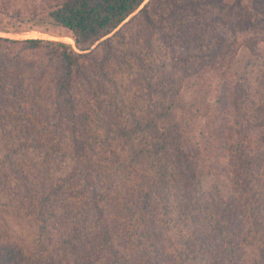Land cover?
<instances>
[{"label": "trees", "instance_id": "obj_1", "mask_svg": "<svg viewBox=\"0 0 264 264\" xmlns=\"http://www.w3.org/2000/svg\"><path fill=\"white\" fill-rule=\"evenodd\" d=\"M166 1L177 9L162 15L173 23L163 32V41H181L179 59L184 62L185 76L188 70L196 72L195 58L206 56L211 60H204L207 65L202 64L200 70H221L218 95L210 103L217 115L213 119L211 114L200 131L191 122L194 102L175 127L159 128L160 118L172 104L165 105L173 97V75L179 64L168 68L155 56L154 38L165 23L158 22L153 10L162 0H38L33 7L27 4L12 15L6 13L15 21H4L0 15V31L20 33L50 20L69 30L75 41L74 46L62 40L0 35V119L30 131V142L50 145L40 161L17 148L5 151L0 160V213L13 216L18 223L12 228L6 218L0 223V264H195L194 260L198 264H264V182L250 191L264 170V125L257 127L258 121L264 122V105L248 106L242 101L254 88L250 83H237L232 93L229 69L238 49L229 39L213 40L221 17L209 14L199 21L201 14H193V23L186 27L178 21L177 10L186 6L192 12L195 0ZM208 2L224 7L222 0ZM257 2L264 10V0ZM228 12L233 14L232 9ZM232 17L221 21L230 31L236 26ZM245 18L244 23L250 20ZM134 21L138 25L133 43H143L146 50L145 57L136 52L142 70L130 82L135 85L144 80L143 87L152 95L145 99L140 116L125 111V86L109 71L112 62H127L117 46L129 44L126 27ZM249 25L264 32V16ZM90 61L98 73L86 64ZM154 67L159 68L157 77ZM259 73L258 84L264 88L262 67ZM155 78L158 81L150 86ZM114 92L121 93L120 102ZM23 102L29 105L24 107ZM94 107L103 114L108 136L114 131L130 137L136 129L145 130L143 159H134L141 151L136 149L127 158L109 161L106 155L107 163L102 161L93 135L88 134ZM29 108L48 128L30 122ZM129 115L134 122L130 128L126 124ZM230 117L242 136L235 144L227 133L234 131ZM44 133L48 134L36 136ZM204 134L220 142L215 150L220 153L210 152L213 142L205 143ZM247 138L257 147H249L248 154L235 151L236 144L244 146ZM22 146H29V141ZM61 151L72 169L55 177L52 165L63 161L56 155ZM27 158L31 165L26 168ZM135 163L141 165L139 172L134 170ZM214 172L225 174L232 188L236 186L229 195L216 183L212 188L203 186L204 175ZM4 195L9 201H3ZM172 221L180 227L175 226L176 241L170 233ZM23 222L30 227L27 235L22 229L19 232Z\"/></svg>", "mask_w": 264, "mask_h": 264}, {"label": "rangeland", "instance_id": "obj_2", "mask_svg": "<svg viewBox=\"0 0 264 264\" xmlns=\"http://www.w3.org/2000/svg\"><path fill=\"white\" fill-rule=\"evenodd\" d=\"M149 0H146V2ZM182 1V0H181ZM191 0H187V2H190ZM38 0H0V15L3 17L4 21H15V19H11L10 16H8L6 13H9L10 15L13 14V12H16V9H25L27 4H30L31 7H33L34 4H36ZM145 2V3H146ZM180 2V1H179ZM183 4L186 5V3ZM196 5L194 6L192 12L185 6L184 9L181 11V8H179L178 11V21L183 22L186 27H189L191 23H193V19L195 16L193 14H201L199 17V21L203 18L204 15L208 16L209 14L213 15L212 17H221L219 18L221 21L226 20V16L229 18L230 15H233L234 22L236 23L235 28H232L231 31L227 30L223 23L220 21L218 22V30L217 35L213 38V40H219L221 42L225 41V39H229L230 42H234L232 47L237 46V53L236 56L230 66L229 72L232 74L231 80L233 85V91L234 92V86L237 83H250L251 85H254V88L250 91V93L246 94L248 97H243L244 103L246 105H250L254 103L255 105H264V88L261 87L258 84L257 77L260 76L259 68L262 67L264 69V32H261L258 28H253V26L249 24H256L259 22L262 16H264V10H262L261 4L257 2V0H222L221 3H223L224 7L221 8V5L219 3H210L208 0H195ZM227 5V6H225ZM176 10L175 6H173L171 3H168L166 0H162V3L160 6L158 5L154 10L155 17L157 18L158 22L160 21L161 24L163 22L165 23L164 28H160L158 31L157 36L154 38V51H156L155 56L160 58L163 63H167V66L173 64L174 62H178L177 67H175L174 70V79L176 80V83L174 84V94L172 98H169L171 100H167L165 105L169 106L170 102L172 104L170 105V109L168 113L164 116H162L159 120V128L161 130H166L169 127L173 128L175 125H177L178 121L180 120V116L182 113L188 109L190 104L192 102L195 103V108L193 109V118L191 119V122H195L196 125V131H200V129H203L204 123L208 119V117L212 114L213 119L216 117V113L214 111V108L210 109V103L214 104L216 97L218 95L216 83L220 77V71L219 69H207L204 68L201 70L199 69L202 64L207 65V61L211 60V56H206L203 60L199 58H195L193 60L194 67L196 72H193L192 70H188V76H185L186 71L183 69V60L181 61L179 59V56H181V52L179 50V44L181 43L180 40L175 39L176 41L167 40L166 42L163 41V32L168 30V26L172 25L173 23L171 20L167 21L162 18L163 14H170L174 9ZM232 9L233 14L229 13L228 10ZM138 11L134 12L125 22L127 23L130 18H132L134 15H136ZM3 13V14H2ZM24 15V14H23ZM22 17L26 19L25 16ZM181 15H188L185 19L181 18ZM247 16V19L250 18L249 21H246L245 23L242 22L245 17ZM14 17V16H13ZM27 21V20H26ZM49 22L43 23L40 26H36L35 28L24 31L20 33H13V32H4L0 31V35L3 36H9V37H41V38H48V39H55V40H62L67 43H71L75 46V41L72 38L71 32L61 26H57L52 24L50 20ZM3 22V21H2ZM0 20V24H2ZM29 22V21H27ZM124 22V24H126ZM123 24V25H124ZM129 24V23H128ZM141 22L138 27L141 28ZM136 25H138L137 22L134 21V23H130L126 28L127 36H128V42L129 44L127 46H122L120 44L117 46L119 48V53L121 56L124 55V57L127 59L128 64L124 63L122 65L115 64L112 62L109 66V71L111 77L115 79L119 84L122 86H125L122 94L124 96L125 102H126V108L125 111L127 113H135L138 116L143 114V107L145 106V99L148 101L151 99L152 95L149 94V89H145L143 87L145 85V81L141 80L139 84H131L130 80H133L138 77V72L142 68L139 66L140 60L138 58L139 56L145 57V46L143 43L138 42L137 45H134L133 43V34L136 29ZM196 24L193 25L195 27ZM125 28V27H124ZM126 29V30H127ZM144 31V32H143ZM143 34H145V27L142 30ZM162 33V36H161ZM185 33V32H183ZM260 33V35L258 34ZM210 36H207L206 39L208 40ZM117 39H119L117 37ZM212 40V41H213ZM131 42L133 43L131 45ZM177 43V44H176ZM136 52H139L136 53ZM127 54V56L125 55ZM130 53V54H128ZM138 54V55H137ZM133 55V56H132ZM134 55H137L134 57ZM203 58V57H201ZM205 60V62H204ZM160 62V61H159ZM86 64H90V66L93 68L95 72H99V68L96 67L93 61L86 62ZM132 65V66H131ZM89 66V67H90ZM177 68V69H176ZM154 77L158 76L159 68L154 67ZM211 71V73H210ZM190 73V74H189ZM157 78L151 82L150 86H153L154 82H157ZM249 85V84H248ZM106 87L108 89L113 90V86H111L110 83L106 82ZM123 90V89H122ZM118 95L119 102L121 101L120 94L116 93ZM142 94V95H141ZM139 95V98H138ZM146 95V97H145ZM141 96V97H140ZM233 100H236L237 95L232 94ZM238 103V102H237ZM29 103L23 102V106H28ZM251 106V105H250ZM91 103L88 105V108L91 110ZM97 107L93 108V111L91 112V119H90V130L89 135H93V140L95 141L96 145L98 146V150L102 153V161L104 163H107L105 161V156L107 155L109 158V161L114 160V158H120L124 159L132 155V150L141 149V151H137V154L134 155V159H143L140 156L145 157V130H134L130 137L127 135H124V133H111L112 135L108 136L107 132V126L105 124V121L101 118L103 114L101 112L99 113ZM28 116L31 118L32 123H35V125H38V127L48 128L47 125L42 124L37 121L36 119V113L31 110L30 108L27 110ZM234 110L231 111V113ZM25 115V114H24ZM233 115V114H232ZM129 119L126 121L127 126L130 128L132 125H134L133 117L129 115ZM234 117L229 118V123L231 127L234 130L233 132H227L228 135H232V143L235 144V141L240 139L242 136L239 135V128L237 127L236 122H234ZM45 121V120H44ZM257 127L263 126L264 122H257ZM18 124V123H17ZM254 126V125H252ZM10 130V135H9ZM24 131V132H23ZM23 132V135H20ZM203 132V131H201ZM7 133V136L4 135ZM49 133V132H48ZM48 133L44 134H36V136H46ZM234 133V135H233ZM253 131L249 134L251 137L254 135ZM35 136V135H34ZM264 136L261 134V137ZM146 138L148 139L147 133ZM205 143H211L213 142V148L214 151H210L211 153H216L220 151H215L217 149V145H220V142L214 141L215 138L204 134L203 135ZM33 139V136L30 135V131L21 129V125L18 124V126L14 125V122H11L8 119H0V160L5 155V151H15L14 149L17 148L19 151H26L30 158L34 157L37 161H40L43 156L44 152L48 150L49 143L47 141H43L41 145H37V143L30 140ZM46 139V138H45ZM254 140L256 142V138L254 136ZM29 146L23 147L22 144L28 143ZM92 141V136H91ZM97 141L100 143H97ZM177 141V140H176ZM242 141V140H241ZM242 143V142H241ZM244 146L236 144L235 151L248 154L247 151L250 149L249 147H254V149L257 147L256 144L250 141V138L244 139L243 142ZM41 146V147H37ZM212 147V146H211ZM42 151V152H41ZM62 152H57V156L62 157ZM242 155L244 157L245 155ZM27 167L31 165V161L29 158H27ZM69 163L68 157L63 158L62 162L55 163L53 166V169L51 171V174L55 177L67 175L71 169H69ZM141 165L135 163L134 164V170L139 172ZM215 171V170H214ZM14 178V176H12ZM257 179V180H256ZM260 181V182H259ZM264 182V170L263 172L257 174L255 177V181L252 184L253 187L250 189L251 193L254 189H258L261 185V183ZM214 183H216L222 193L224 195H229L233 188L236 187L235 185L231 186L228 177L224 175H218L215 174V172L212 174L206 173L203 177V186L206 188H212ZM249 191V192H250ZM0 194H3V192H0ZM3 201H9V198L7 196L2 197ZM176 204L174 203V206ZM174 216H176V210L174 211ZM8 219L10 222V226L12 228V225L18 224L13 222V216L7 215V214H1L0 213V223L3 222V219ZM22 223V222H20ZM23 226L21 225L17 226L20 227L22 231H24L27 235L29 231V225L26 222H23ZM177 225H179L177 223ZM168 226V225H167ZM172 230L170 227V233L172 238L176 241L178 240L177 235L175 234V231L180 230V227L175 225V221L171 222ZM175 226L177 228H175ZM180 226V225H179ZM34 231V230H33ZM37 233V232H36ZM170 250L173 249V244L169 243ZM172 245V246H170ZM195 264H198L197 260L193 261Z\"/></svg>", "mask_w": 264, "mask_h": 264}]
</instances>
